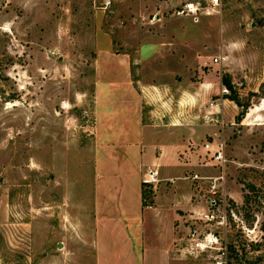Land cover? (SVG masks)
I'll list each match as a JSON object with an SVG mask.
<instances>
[{"label":"rangeland","instance_id":"rangeland-1","mask_svg":"<svg viewBox=\"0 0 264 264\" xmlns=\"http://www.w3.org/2000/svg\"><path fill=\"white\" fill-rule=\"evenodd\" d=\"M209 1L0 0V264H139L123 252L96 263L75 205L77 180L93 169L92 152L76 147L97 117L101 130L114 129V80L150 89L143 110L163 111L160 121L177 124L182 137L195 130L196 169L178 178L203 207L186 217L172 264H215L221 251L227 264H264V0ZM186 2L197 20L177 13ZM145 44L155 46L149 55ZM224 73L242 106L224 97ZM189 92L193 105L181 103ZM209 207L211 222L202 218ZM193 232L216 240L190 254ZM144 264L161 262L152 255Z\"/></svg>","mask_w":264,"mask_h":264},{"label":"crops","instance_id":"crops-1","mask_svg":"<svg viewBox=\"0 0 264 264\" xmlns=\"http://www.w3.org/2000/svg\"><path fill=\"white\" fill-rule=\"evenodd\" d=\"M146 46H150L149 49H143ZM154 47L152 44L143 45L142 54L149 55ZM113 83L109 103L116 110L109 114V120H115L114 129L111 130L109 123L107 132L105 127L101 130L97 117L90 140L83 147H76L93 155L89 162L93 168L92 176L80 177L77 180L79 186L75 188L79 190L75 203L78 218L89 232L92 251L89 256L101 263L104 258L123 252L130 262L141 264L144 261V264L155 255L161 264H172L179 250L180 229L184 227L186 217L203 207L202 201H192L194 191L190 188V181L178 178L182 171L196 169L190 150L195 130L189 126L185 130L186 134L190 131L187 137H182L177 124L165 126L160 121L163 111H144L143 104L150 97V89L142 86L139 92L130 81L114 80ZM100 89L98 87L99 93ZM187 96L181 103H196L191 92ZM166 128L169 129L167 135L172 137L161 141L153 139L157 131ZM119 137H125L127 142L122 143ZM67 148L70 150L69 146ZM180 152L189 160L191 156V162H181ZM155 165L161 181L151 197L152 204L143 205L141 176L147 167ZM61 184L63 187V181ZM66 194L64 201L69 200V193Z\"/></svg>","mask_w":264,"mask_h":264},{"label":"built area","instance_id":"built-area-1","mask_svg":"<svg viewBox=\"0 0 264 264\" xmlns=\"http://www.w3.org/2000/svg\"><path fill=\"white\" fill-rule=\"evenodd\" d=\"M209 3L212 6H216L218 4V0H210ZM187 12V14L189 13L190 15L193 16L194 19L197 20V7L195 6V4L193 2H186L185 4H183V6L177 11L178 14L180 13H185ZM207 13V12H206ZM205 151H211L213 152V157H215V159L217 160H223V153L221 152L220 149H211L210 148V143H205L204 146ZM192 179H200L202 178L201 176H198L195 173H192L191 175ZM187 178V177H186ZM220 179H222V176L219 177ZM161 179L159 177V172L158 169H156L153 166L147 167L141 176V184L142 187L144 188L145 191H147L150 195H152L157 187L158 184L160 183ZM210 197H213L214 195H216L217 190H216V183H214L212 181V183L210 184ZM151 197V196H150ZM210 206H213L216 201L214 199L210 200ZM216 217V214L214 212V210H212L210 207L207 209V211L205 213L202 214V218L205 219L206 221H213L214 218ZM223 219H225V216H222ZM217 223H222V221H219ZM215 235H212V233H207L203 236V239H200L199 237L196 236V233L193 232L190 234V238H188V243L187 246L185 247L186 251L190 254H194V253H203L206 252L209 248L212 247V243L215 242L216 237H214ZM224 255V256H223ZM215 264H227V261L225 259V252L221 251L218 252L216 257H215Z\"/></svg>","mask_w":264,"mask_h":264},{"label":"trees","instance_id":"trees-1","mask_svg":"<svg viewBox=\"0 0 264 264\" xmlns=\"http://www.w3.org/2000/svg\"><path fill=\"white\" fill-rule=\"evenodd\" d=\"M221 83L223 84V86L229 90V94L225 95V98H228L229 100H232L235 104L242 106V104L240 103V100L238 99V95L237 92L235 91V88L233 86L232 83V79L229 73H224L221 76ZM240 119V116L237 117V120ZM142 204L143 205H150L152 204V199L150 198V194L144 190V188L142 187Z\"/></svg>","mask_w":264,"mask_h":264},{"label":"water","instance_id":"water-1","mask_svg":"<svg viewBox=\"0 0 264 264\" xmlns=\"http://www.w3.org/2000/svg\"><path fill=\"white\" fill-rule=\"evenodd\" d=\"M244 111V110H243ZM245 112V111H244Z\"/></svg>","mask_w":264,"mask_h":264}]
</instances>
